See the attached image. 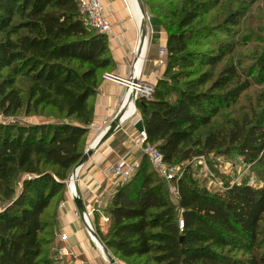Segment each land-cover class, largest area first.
Segmentation results:
<instances>
[{
  "label": "trees",
  "instance_id": "obj_1",
  "mask_svg": "<svg viewBox=\"0 0 264 264\" xmlns=\"http://www.w3.org/2000/svg\"><path fill=\"white\" fill-rule=\"evenodd\" d=\"M217 5L182 1L176 27L166 33L164 75L153 85L152 98L137 100L136 107L148 142L165 163L229 146L264 171V112L221 117L251 84L230 60L214 71L230 55L231 43L190 49L192 36L226 33L237 24L234 11L221 21L210 19L211 27L195 26ZM112 65L106 36L83 26L76 0H0V113L14 115L23 107L16 81L24 78L29 83L25 113L32 104L62 115L51 124L0 123V264H54L57 206L84 153L93 117L89 98ZM255 69L256 79L264 80V51ZM211 126L203 140L196 138ZM142 159L112 195L105 229L95 225L98 240L114 257L126 264H264L259 238L264 186L230 183L211 192L185 168L172 200Z\"/></svg>",
  "mask_w": 264,
  "mask_h": 264
},
{
  "label": "crops",
  "instance_id": "obj_2",
  "mask_svg": "<svg viewBox=\"0 0 264 264\" xmlns=\"http://www.w3.org/2000/svg\"><path fill=\"white\" fill-rule=\"evenodd\" d=\"M122 3L121 0H101L104 16L111 26V36H106V39L113 65L100 74L97 92L89 98V103L93 106V124H99L105 120L111 123L120 112L126 88L122 84L108 80L107 76L128 78L138 46L139 32L137 29L141 19L138 2L137 0H124L125 8ZM143 28L145 38L140 52L141 57L135 68V77L138 78L140 73L141 80L154 85L163 71V68L155 65V61L158 49L165 47L166 37L151 39L149 47L147 46L148 51L145 52L147 30L144 26ZM144 56L146 61L143 63ZM129 114V110H126L121 118L120 126L102 143L97 144L96 135L90 127L84 135L83 151L89 148L93 151L87 161L76 171L75 190L82 202L88 223L90 226L97 224L101 231L105 229V225L101 223L102 217L106 216L111 197L118 187L110 177V167L119 162H138L140 158L145 157L132 145L135 131L143 127L142 120L135 124L136 118L126 119ZM72 186L70 184L68 189L66 181L64 196L57 206L52 252L54 264H74L76 262L103 264V257L94 248L84 223L75 212ZM59 234L65 235L66 240L60 241ZM96 247L98 248L97 245ZM59 248H66L70 253L69 256L60 255ZM118 264L126 263L118 259Z\"/></svg>",
  "mask_w": 264,
  "mask_h": 264
},
{
  "label": "rangeland",
  "instance_id": "obj_3",
  "mask_svg": "<svg viewBox=\"0 0 264 264\" xmlns=\"http://www.w3.org/2000/svg\"><path fill=\"white\" fill-rule=\"evenodd\" d=\"M182 1L183 0H141L144 18L147 22L145 52L148 51L149 41L151 39H163L166 37V33L169 29H175L176 23L180 18L179 11L182 6ZM197 1L205 3L211 0ZM213 2H217L218 5L215 8H210L209 6L207 9L208 13H203L201 18L196 21L195 26L208 25L211 27L215 22L211 24L210 19H215L216 22L221 21L228 12L234 11L239 13L237 24L232 30L226 33L211 32L209 35L192 36V38L189 39L191 44L190 49L194 51H206L211 48H216L220 44L231 43L232 48L230 55L226 56L221 63L216 65L214 71H219L224 66L225 61L230 60L234 65H237V70L241 75V79L251 78V84L245 91L241 92L227 109L223 110L221 117L228 120L231 118H241L243 115L251 116L252 113L262 114L264 112V80L260 81V79H256V77H259V74L255 66L258 62V58L264 51V0H213ZM173 14L174 16H172ZM137 30L139 32V28ZM144 61H146L145 56L143 58V63ZM164 70L165 67L158 77H163ZM6 71L7 70H3L2 73L6 74ZM28 85L29 83L26 79L17 78L16 86L21 90V97L24 102L23 107L14 115L5 116L0 113L2 122L51 124V122L60 120L62 115L51 106H32L31 104L28 113L24 112L27 102ZM216 125L223 129H230V126L220 124L219 120H216ZM212 129V126L202 128L196 134V138L203 140ZM142 158L139 159L138 165L143 160ZM145 160L148 169L152 170L146 158ZM168 166L173 168L174 171L171 173H176L177 177L182 175L185 168H188L189 173L196 183L200 187L209 189L211 192H220L224 188V185L233 182L234 178L237 176H241V182L248 183L250 179H253L255 181V187L264 186V171L261 166L255 163L248 164L244 162L242 156L234 147L225 146L217 150L205 151L201 155L189 157L185 162L168 164ZM51 210L50 208L48 213H51ZM95 225L91 224L93 231L95 230ZM259 238L264 241V215L260 222ZM53 240L54 239H52L51 254L53 252ZM93 245L97 250L95 244ZM97 251L100 253L99 250ZM107 252L114 259L115 263L118 264V259L114 257L112 252L110 250H107Z\"/></svg>",
  "mask_w": 264,
  "mask_h": 264
},
{
  "label": "built area",
  "instance_id": "obj_4",
  "mask_svg": "<svg viewBox=\"0 0 264 264\" xmlns=\"http://www.w3.org/2000/svg\"><path fill=\"white\" fill-rule=\"evenodd\" d=\"M76 2L78 5V10L81 15L82 24L84 27L96 33H100L108 37L111 36V26L104 16L101 0H76ZM165 57H166V50L164 47H160L157 51V59L155 61V65L157 67L164 68ZM131 73L132 70L129 73L128 78H121L118 76L109 75L107 76V79L116 83H121L122 85L125 86L126 92L122 97L120 112H122V116H123L126 108L132 105L131 112L126 119L136 118L135 124H137L138 122L141 121V118L139 116L137 107L134 105V101L140 99L150 100L153 95L154 87L152 84H149L141 80L140 73L137 79H133L131 77ZM130 80H135V82L132 83V81L130 82ZM0 123H3L1 120V116H0ZM109 124L110 122L105 120L99 124L92 123L90 125V129L94 131L96 135V140H98L106 132V130L109 127ZM132 145L140 152V154L145 156V158L148 160L154 171L166 184V190L170 198H172V200L176 199L178 197L177 181L181 175L177 177L176 173L174 174L171 173L172 171H174L173 168H170L168 164L164 162L163 156L160 153V151L156 148V146L148 142L147 134L143 127L135 131V134L132 137ZM137 167H138V162L115 163L109 169L110 177L115 182L116 185L118 186L122 185L126 183L134 175ZM70 182L75 183V178L69 179L68 186L70 185ZM240 183H241V176H237L236 178H234V181L231 182L230 185L240 184ZM247 184L251 187H255V181L253 179H250ZM223 189L221 191H223ZM102 222L104 225L108 224L109 222L108 217L107 216L102 217ZM177 226L179 230L182 229L183 222L181 218L178 219ZM88 235L90 236L89 233ZM58 238L60 241L66 240V236L63 234H59ZM91 241L93 242V244H95V246L97 245V242L93 241L92 238ZM97 250L99 249L97 248ZM59 254L62 256H69L70 253L66 250V248H59ZM74 264H91V263L76 262ZM103 264H106L105 261Z\"/></svg>",
  "mask_w": 264,
  "mask_h": 264
},
{
  "label": "water",
  "instance_id": "obj_5",
  "mask_svg": "<svg viewBox=\"0 0 264 264\" xmlns=\"http://www.w3.org/2000/svg\"><path fill=\"white\" fill-rule=\"evenodd\" d=\"M138 1H139L140 12L144 16V10H143V6H142V3H141V0H138ZM142 25L145 26L144 17H143V20H142ZM144 38H145V31H144V28L142 26L140 31H139L138 46H137V49H136L133 65L135 64L136 60L141 57L140 56V51H141L142 44L144 42ZM133 65H132V68H133ZM131 81H132V83L135 82V80H130V82ZM136 103H137V100L134 101V105L135 106H136ZM121 118H122V112L118 113L117 117L113 121H111V123L109 124V127L106 130V132L97 140V144L104 142L115 131V129H117L120 126L121 121H122ZM92 151H93V149L89 148L83 153L82 157L80 158L78 163L75 165V167L71 171V174H70V176H69V178L67 180V186H68V183H69V179H74L75 178V174H76L77 169L80 168L87 161V159L91 156ZM73 188H74V191H73V195H72V201L74 203V206H75V209H76V212H77L78 216L80 217V219L84 223L85 229L90 234L92 240L97 242V244L101 247L100 255L103 257L105 263L106 264H116L114 259L109 255V253L105 249V247L103 245H101V243L98 240L95 232L90 227V225H89V223L87 221V218H86V216L84 214V211H83L82 202H81L80 198L78 197V195L76 193L75 184H74ZM68 189H69V186H68Z\"/></svg>",
  "mask_w": 264,
  "mask_h": 264
},
{
  "label": "bare ground",
  "instance_id": "obj_6",
  "mask_svg": "<svg viewBox=\"0 0 264 264\" xmlns=\"http://www.w3.org/2000/svg\"><path fill=\"white\" fill-rule=\"evenodd\" d=\"M137 2H138V9H139V1L137 0ZM139 12H140V9H139ZM140 17H141V19H140V22H139V31H140V27H142V26H144V25H142V20H143V14L140 12ZM144 23H145V28H146V30H147V27H146V22H145V18H144ZM142 46H143V44H142ZM141 49H142V47H141ZM141 52V51H140ZM138 59H140V58H138ZM138 59L136 60V62H135V64L133 65V68H132V73H131V77L133 78V79H137V77H135V68H136V65H137V62H138ZM129 108V109H128ZM131 109H132V105H130V106H128L127 108H126V110H129V112H131ZM126 110H125V112H126ZM124 112V113H125ZM124 115V114H123ZM70 184H72L73 186H72V195H73V191H74V183L73 182H70ZM70 186V185H69ZM97 246H98V248H99V250L101 251V247L97 244Z\"/></svg>",
  "mask_w": 264,
  "mask_h": 264
}]
</instances>
